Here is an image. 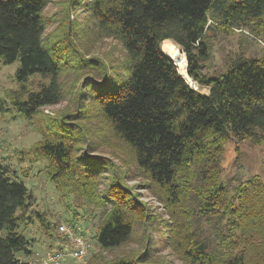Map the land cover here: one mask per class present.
<instances>
[{"label": "trees", "instance_id": "1", "mask_svg": "<svg viewBox=\"0 0 264 264\" xmlns=\"http://www.w3.org/2000/svg\"><path fill=\"white\" fill-rule=\"evenodd\" d=\"M49 1L0 0V60L20 63L16 77L21 91L13 93L14 102L30 120L62 100L60 55L55 49L51 54L43 42ZM89 2L98 31L117 40L129 60L110 77L102 61L81 59L102 74L100 82L93 81L90 102L131 149L137 170L160 189L173 217L187 223L213 220L206 238L195 236L199 233L189 226L186 243H179L184 257L190 264H264V183L258 177L224 183L221 168L224 144L232 138L264 145V58L241 55L223 72L204 73L213 28L264 35V0ZM180 60L187 62V78L179 73ZM37 74L50 83L29 91V78ZM48 126L32 148L33 161L46 163L57 190L74 200L79 194L103 211L94 235L102 249L122 247L133 235L137 216L143 215L134 207L133 195L117 176L98 195L95 187L112 168L82 149L86 132L69 117ZM33 204L30 190L0 162V264H29L21 256L33 254V240L21 226L34 222L32 212L47 237L59 227L45 214L30 211ZM143 260L124 257L104 264H151Z\"/></svg>", "mask_w": 264, "mask_h": 264}, {"label": "rangeland", "instance_id": "2", "mask_svg": "<svg viewBox=\"0 0 264 264\" xmlns=\"http://www.w3.org/2000/svg\"><path fill=\"white\" fill-rule=\"evenodd\" d=\"M89 1L50 0L43 13L45 48L50 52L55 49L60 55L57 64L62 100L59 104L42 108L33 120L23 117L15 106L13 94L21 91L16 77L20 63L6 65L0 60V162L7 167L10 176L23 182L33 194L34 204L30 211L45 214L48 221L57 226L80 223L91 232L89 257L84 261L69 259L62 264H104L124 257L133 260L145 258L143 262L151 264H190L181 249L191 231L189 226L192 224V233H199H194L195 236L206 238L211 236L209 225L213 220L194 218L187 223L179 216L173 217L163 203L160 189L137 170L131 149L113 133L100 115L98 106L90 102L93 81L100 82L102 74L95 73L81 59L102 61L109 69L110 77H115L124 66L127 67L129 60L117 40L98 31L88 10ZM208 40L210 57L204 68L208 75L225 71L232 60L241 55L264 58V35L257 37L247 29L213 28ZM172 44L183 54L180 46ZM163 52L175 63L170 55ZM183 76L188 77L187 74ZM49 83V79L37 74L29 78L27 89L38 92L42 85ZM200 92L207 94L208 90ZM63 117H69L76 128L86 132L82 149L112 168L95 187L98 195L117 176L121 185L133 195L134 207L140 210L137 209L138 214L143 212L142 216H137L130 241L118 249L104 250L94 239L105 217L103 211L88 204L79 194L77 201L73 195L57 190L47 176L46 163L33 161L32 148L42 140V131H47L49 122ZM221 168L224 183L234 178L245 181L251 177H258L264 183V145L255 146L249 141L232 138L224 144ZM34 215L33 212L30 214L35 219L33 223L21 226L24 235L33 240V254L21 258L29 264H41L50 252L59 247L62 239L58 228L52 231V238L47 237Z\"/></svg>", "mask_w": 264, "mask_h": 264}, {"label": "built area", "instance_id": "3", "mask_svg": "<svg viewBox=\"0 0 264 264\" xmlns=\"http://www.w3.org/2000/svg\"><path fill=\"white\" fill-rule=\"evenodd\" d=\"M188 84L197 90L192 80ZM58 234L62 239L59 247L50 252L41 264H62L66 260L84 261L91 252V232L81 224H62L58 227Z\"/></svg>", "mask_w": 264, "mask_h": 264}, {"label": "bare ground", "instance_id": "4", "mask_svg": "<svg viewBox=\"0 0 264 264\" xmlns=\"http://www.w3.org/2000/svg\"><path fill=\"white\" fill-rule=\"evenodd\" d=\"M178 64H179V70H180L179 72H180V74H182V75L187 74V71H186L187 70V62L185 60H180L178 62Z\"/></svg>", "mask_w": 264, "mask_h": 264}]
</instances>
